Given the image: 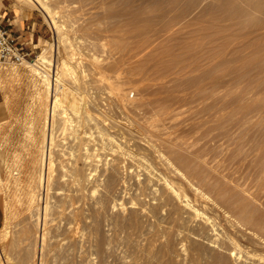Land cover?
<instances>
[{"label": "rangeland", "instance_id": "374dc122", "mask_svg": "<svg viewBox=\"0 0 264 264\" xmlns=\"http://www.w3.org/2000/svg\"><path fill=\"white\" fill-rule=\"evenodd\" d=\"M5 1L36 15L34 41H23L31 46L28 60L48 53L50 60L37 67L52 75L70 66L62 73L65 99L82 109L73 114L68 107L58 117V126L69 125L68 140L61 142L69 148L56 153L54 169L64 172L53 169L57 188L49 195H57L53 203L58 196L69 202L59 204L68 213L55 212L63 215H54L57 223L49 217L60 236L51 229L45 235L50 244L44 243L43 264H211L208 252L217 246L209 239L231 221L238 253L230 264H264V0H45L54 21L32 2ZM26 61L0 60V147L6 154L0 174L5 178L18 167L20 178L0 183V264H40L28 189L47 87ZM66 115L75 116L73 122ZM85 146L99 158L80 162L82 174L69 172L66 162L74 166ZM82 164L91 167L89 177ZM169 181L219 222L216 233L173 197ZM53 203L52 212L59 202ZM69 209L79 225L69 220ZM199 243L204 250L193 256ZM160 252L167 259L173 254V261Z\"/></svg>", "mask_w": 264, "mask_h": 264}, {"label": "bare ground", "instance_id": "6f19581e", "mask_svg": "<svg viewBox=\"0 0 264 264\" xmlns=\"http://www.w3.org/2000/svg\"><path fill=\"white\" fill-rule=\"evenodd\" d=\"M28 2H32V3H34V4H36V5H38V6H40V8H42L44 11H46V13L50 16V15H52V20L55 18V15L53 16V13H52V11L53 10H51L50 8L51 7H49V5L45 2V0H27ZM56 18H58V17H56ZM55 18V19H56ZM54 21V20H53ZM55 22H57V20H55ZM56 24V23H55ZM60 24V23H59ZM57 25H58V22H57ZM59 26V25H58ZM56 28H58L57 26H55ZM55 28V29H56ZM58 30V29H57ZM59 32V31H58ZM59 35V34H58ZM62 35V34H61ZM60 35V36H61ZM45 48V47H44ZM46 50V49H45ZM44 50V51H45ZM48 50V49H47ZM46 50V51H47ZM43 52V51H42ZM48 54V53H47ZM47 54H45V53H43V54H41L40 55V57L37 59H34V60H27L26 62H27V64H29V65H27V66H32V68L35 70V72L40 76V83L41 84H45L46 85V87H47V94H46V103H45V108H44V110H45V112L43 113L44 115V117H43V126H42V134H41V139H40V144H39V151H37L36 153L38 154V155H36V153H35V157L33 158V160H34V162L32 163L33 164V166H34V168H32L33 170H31V173H33V176L30 178V182H29V184H30V189H28L29 190V192H28V195H29V209H30V211L29 212H32V215L34 216V218H35V225H36V238L37 237H39L41 240V246L39 245V243H37L39 246V248H40V250H39V252H41V254H40V264H43V258H44V256H43V250H44V243H46L47 244V242L48 241H46L45 242V235L47 234V235H49V233H47L48 231L49 232H51L49 229H51L52 228V226H51V223H50V221L52 220V221H54V222H56V220L57 219H59V218H56L57 217V215L58 216H60V217H62L64 214L63 213H65L67 210L66 209H68V208H65V210L66 211H64L63 209H60V207H62V205L60 206L59 204H62L61 203V199H62V197H60V196H58V198L57 199H60V201H58V200H56L55 202H59V203H57L58 205L56 206L55 205V202L53 203V201L52 200H54L55 199V197L57 196H55V194L53 195V197H54V199H51L50 198V195H51V193L49 192V189H50V187L51 186H53L52 184V181H51V178L53 177L52 175H53V173H54V175H55V172H53V169H54V166H55V163L56 164H58L57 162L58 161H56L58 158V155L56 156V153H64L65 154V151H62L63 150V148H67L69 145H67V147H61V142L67 137V140H68V135H70V134H68V131H66V130H68L69 128V125L67 126V124H64L63 126H58V125H60L61 123H59L58 121V119L60 118L59 117V115L62 113L63 114V111L64 112H67L68 111V107H69V109L71 110V112L73 113H77L78 111H79V109H80V107H79V105L78 104H74V103H68V101L65 99V83L63 82L64 81V79H63V76H62V73L64 72L65 73V71H67L68 72V69L70 68V66H63V70H62V72H60L59 74H58V72L57 73H54L53 75L52 74H50L49 73V71H46V68L45 67H43V68H45V69H42V70H40V67H37L39 64H40V62L42 63V65H43V63H44V65H45V63L47 62V61H49L50 60V57L47 55ZM65 64V63H64ZM42 65H41V67H42ZM40 66V65H39ZM71 69V68H70ZM58 70V69H57ZM8 71V70H7ZM52 75V76H51ZM3 78V77H2ZM40 83H39V85H40ZM1 85V84H0ZM71 88V87H70ZM40 90H41V88H40ZM53 91V92H52ZM55 91V92H54ZM67 91V90H66ZM39 92V95H40V93H41V91H38ZM83 96V95H82ZM40 97V96H39ZM38 97V98H39ZM43 98V97H42ZM44 101V100H43ZM81 102H82V100H81ZM44 104V103H43ZM82 109H80V111H81ZM39 111V110H38ZM82 112V111H81ZM73 113V114H74ZM72 114V115H73ZM85 115V114H84ZM69 116V115H68ZM79 116V115H78ZM82 116V115H81ZM59 117V118H58ZM75 117V116H74ZM74 117L72 118V116L70 115L69 117H67V115H66V118H68V119H70L71 120V122H73V119H74ZM65 118V119H66ZM78 119H79V117H78ZM69 120V121H70ZM85 120V119H84ZM65 121V120H64ZM69 121H68V123H69ZM67 121H65L64 123H66ZM76 122V121H75ZM77 122H79V121H77ZM85 122V121H84ZM57 123H59V124H57ZM62 124H63V122H62ZM71 124H73V123H71ZM74 125V124H73ZM72 125V126H73ZM60 128V129H59ZM68 128V129H67ZM82 128V127H81ZM60 130V131H59ZM72 130V129H71ZM80 130V129H79ZM85 130V129H84ZM78 131V130H77ZM86 131V130H85ZM31 132V131H30ZM70 132V131H69ZM72 132V131H71ZM84 132V131H83ZM87 132V131H86ZM75 133H77L76 131H75ZM32 135V134H31ZM78 135H79V133H78ZM36 136V135H35ZM34 136V137H35ZM87 136H89V135H87ZM64 138V139H63ZM72 138H73V136H72ZM30 139H31V137H30ZM78 139V138H77ZM77 139H75V140H77ZM80 139V138H79ZM86 139V141H87V143H88V141L91 139V138H85ZM59 140H61V141H59ZM67 140H65V141H67ZM70 140V139H69ZM72 140V139H71ZM70 140V141H71ZM74 140V139H73ZM93 140V139H92ZM94 140H96L95 138H94ZM39 141V140H38ZM79 141V143H80V140H78ZM82 141V140H81ZM67 143H68V141H67ZM71 143H72V141H71ZM64 145H66V143H63ZM69 144H70V142H69ZM96 144V143H95ZM35 145V144H34ZM74 145V144H73ZM78 145V144H77ZM81 145V144H80ZM83 145H85V143L83 144ZM83 145H81V147L83 146ZM61 148H60V147ZM63 146V145H62ZM72 146V145H71ZM77 147V146H76ZM80 147V148H81ZM69 148V147H68ZM84 148V147H83ZM85 148H86V146H85ZM62 149V150H61ZM79 149V148H78ZM77 149V150H78ZM29 150V149H28ZM81 150V149H80ZM5 150H3L1 147H0V172H1V169H2V165L3 164H6V157H5V152H4ZM67 151V150H66ZM79 151V150H78ZM82 151V150H81ZM84 152H83V156H81V158L80 159H78L77 158V155L79 154V152H78V154L76 153V157H73V158H75V159H77V160H75L76 162H72V163H75V165L73 166V164H71L72 166H71V168H69V164H68V162H66L67 164V166L65 165V164H63V165H65L66 167L65 168H68V171L70 172H72V171H74V172H76V174H77V172H78V174L79 173H84V172H79V171H81V169L83 168H81L80 166V162L81 163H95L96 161H97V159L99 158H96V152L95 153H93V152H90L89 151V148L87 147L86 148V150H83ZM20 152V151H19ZM68 152H70V151H67L66 153L67 154H70V153H68ZM81 153V152H80ZM72 154H75V153H72ZM101 155V154H100ZM69 156V155H68ZM71 156V155H70ZM73 156V155H72ZM71 156V157H72ZM79 156V155H78ZM61 157H62V155H61ZM60 157V158H61ZM63 157H65V159H64V161L65 160H71V158L69 157V159L67 158L66 159V156H63ZM63 157L61 158V159H63ZM105 157V156H104ZM57 158V159H56ZM59 158V159H60ZM72 158V159H73ZM102 158V157H101ZM106 158V157H105ZM60 159V160H61ZM59 160V161H60ZM79 160V161H78ZM82 160H84V161H82ZM104 160V159H103ZM102 160V161H103ZM19 161V160H18ZM18 161H16V162H18ZM62 161V163H63V160H61ZM60 161V162H61ZM100 161H98V163H99ZM107 162V161H106ZM35 163V164H34ZM62 163H60V166L62 165ZM105 163V162H104ZM114 164V163H113ZM62 165V166H63ZM83 165V164H82ZM88 165V164H87ZM87 165H83L84 166V168L86 169V171L88 170L87 169ZM91 165V164H90ZM4 166V165H3ZM32 166V167H33ZM86 166V167H85ZM13 167V166H12ZM11 167V168H12ZM72 167H73V170H70V169H72ZM97 167H98V165H97ZM9 168H10V166H9ZM14 168V167H13ZM57 168H58V165H57ZM57 168H55L54 169V171L55 170H58ZM62 168H64V167H62ZM62 168H61V170H62ZM88 168H89V170L91 169V167L90 166H88ZM84 169V170H85ZM102 169V168H101ZM115 169V168H114ZM3 170V169H2ZM10 170V169H9ZM60 169H59V171H61ZM87 171L86 172V176H88L87 174H88V172H90V174L92 173L91 172V170L90 171ZM94 170V168H92V171ZM97 170V169H96ZM95 170V171H96ZM100 170V169H99ZM63 171V170H62ZM82 171H83V169H82ZM94 171V172H95ZM64 172V171H63ZM66 172V171H65ZM69 172H68V175H69ZM74 172H72V173H74ZM109 172V171H108ZM103 173V172H102ZM18 174H19V169H18V167L17 168H14V169H11L10 171H9V174H8V176L7 177H5V178H3L2 176H1V174H0V183L1 182H6L7 184L9 183H11L12 182V180L14 179V180H16V181H18L20 178H19V176H18ZM65 174H67V173H65ZM71 174V173H70ZM76 174H74V175H76ZM94 175H95V173H93ZM93 174H92V176L91 177H93ZM101 174V173H100ZM99 174V175H100ZM32 175V174H31ZM59 175H60V173H59ZM73 174L72 175H69L70 177H72L73 176V178L75 177ZM85 175H81V176H85ZM98 175V174H97ZM110 175V174H109ZM57 176H58V174H57ZM63 176V175H62ZM78 176V175H77ZM76 176V177H77ZM80 176V177H81ZM90 176V175H89ZM88 176V177H89ZM102 176V175H101ZM101 176H97V178L99 177H101ZM54 177H56V176H54ZM54 177H53V179H54ZM60 177H61V175H60ZM59 176H58V178H60ZM69 177V178H70ZM79 177V176H78ZM91 177H90V179H91ZM61 178H63V177H61ZM60 178V179H61ZM72 178V179H73ZM98 178V179H99ZM162 178V177H161ZM64 179H65V177H64ZM71 178H70V180L73 182V180L74 179H76V178H74L73 180H72ZM86 179H88V178H86ZM86 179L84 180L85 182H86ZM89 179V180H90ZM93 179L95 180V177H93ZM93 179H91V180H93ZM98 179H96L97 180V184L99 183V181H98ZM69 180V181H70ZM77 181L79 180V179H76ZM82 180V179H81ZM149 180H150V178H149ZM169 180V179H168ZM53 181H55V179L53 180ZM63 181V180H62ZM67 182L66 183H68L69 181L68 180H66ZM71 181H70V183H71ZM100 181H101V178H100ZM166 181V180H165ZM60 182V181H59ZM82 182H83V180H82ZM95 182V181H94ZM102 182V181H101ZM100 182V183H101ZM170 182H172V181H169V182H167L168 183V187L171 189V191H172V193H173V197L175 196V197H177V198H179L180 200H181V202H184V203H182V204H184L186 207H190V208H192L193 210H194V212H195V214L198 216V215H200L201 216V218H202V220H203V222L205 223L204 225L206 226V228L208 227L209 229H212V231L213 232H211L212 233V235H213V233H216L217 231L216 230H218V224H219V222L218 221H215V220H213V219H211L212 218V216L210 217V216H208V214L207 215H203L202 214V210H200L199 209V207H197V206H195V204L194 203H192V199L190 198V197H188V196H186V193H185V196L184 195H182V193H181V191H179L178 190V188L176 187V186H174V183H170ZM78 183H80V181H78ZM112 183V182H111ZM152 183V182H151ZM56 184V183H55ZM60 184H63V182L62 183H60ZM75 184H77V183H75ZM3 185V184H2ZM64 185V184H63ZM78 185V184H77ZM159 185H161V183L159 184ZM55 186V185H54ZM53 186V187H54ZM72 186V185H71ZM74 186V185H73ZM98 186V185H97ZM147 186H149V185H147ZM181 186V185H180ZM1 184H0V192L2 191L1 190ZM11 187V186H10ZM64 187V186H63ZM62 187V188H63ZM81 187V186H80ZM165 187H166V185H165ZM28 188V187H27ZM57 187L55 186V188L54 189H56ZM60 188V187H59ZM71 188V187H70ZM101 188V187H100ZM163 188V187H162ZM75 189H77V188H75ZM164 189V188H163ZM74 190V189H73ZM8 191V190H7ZM68 191H70V190H68ZM75 191V190H74ZM161 191V190H160ZM170 191V190H169ZM170 191V192H171ZM182 191H183V189H182ZM51 192H53V191H51ZM56 192V191H55ZM82 192V191H81ZM150 192H152L151 190H150ZM162 192V191H161ZM160 192V193H161ZM4 193V192H3ZM2 193V194H3ZM64 193V192H63ZM62 193V194H63ZM67 193V192H66ZM70 193V192H69ZM96 193V192H95ZM163 193H164V191H163ZM162 193V194H163ZM50 194V195H49ZM68 194V193H67ZM67 194H65V195H67ZM74 195H75V193H73ZM98 194V193H97ZM100 194H101V192H100ZM153 194V193H152ZM184 194V193H183ZM172 195V194H171ZM199 195V194H198ZM62 196H64V195H62ZM68 196V195H67ZM70 196V195H69ZM155 196V195H154ZM185 198H184V197ZM12 197V196H11ZM51 197H52V195H51ZM158 197V196H157ZM161 197H162V195H161ZM159 198V197H158ZM176 198V199H177ZM7 199V198H6ZM28 199H27V201H28ZM68 199H69V197H68ZM163 199V198H162ZM70 200H71V198H70ZM75 200H77V199H75ZM93 200H94V198H93ZM160 200V199H159ZM3 201V200H2ZM10 201V200H9ZM9 201H5L6 203V207L9 205L8 203H9ZM51 201H52V203L56 206V207H54V208H56V211L54 210V212H52L51 211V209H52V203H51ZM62 201H64L65 202V199H62ZM69 201V200H68ZM72 201V200H71ZM102 202H103V199L101 200ZM170 201V200H169ZM169 201H167L168 203H169ZM63 202V203H64ZM67 202V201H66ZM65 202V203H66ZM97 202V201H96ZM101 202V203H102ZM67 203H69V202H67ZM99 203V202H98ZM173 203H174V201H173ZM76 204H77V201H76ZM163 204H165V202L163 203ZM169 204H171V203H169ZM175 204V203H174ZM173 204V205H174ZM202 204V203H201ZM70 205H72V204H70ZM70 205H68V207L70 206ZM77 205H79V204H77ZM76 205V206H77ZM97 205V204H96ZM95 205V206H96ZM102 206H103V204H101ZM115 205V204H114ZM167 206H169V205H167ZM11 207V206H10ZM65 207H66V205H65ZM63 208H64V206H63ZM70 208V207H69ZM71 208H73V207H71ZM80 208V207H79ZM78 208V209H79ZM156 208H158V207H156ZM155 208V209H156ZM170 209H171V207H169ZM168 208V209H169ZM58 209H60V210H58ZM99 209H100V207H99ZM154 209V208H153ZM61 210H63L64 212L62 213V212H60ZM70 210V209H69ZM75 209H73V211H74ZM79 210H81V209H79ZM96 210H97V212H98V209L96 208L95 209V212H96ZM5 211H7V210H5ZM28 211V210H27ZM50 211H51V213H55V212H57V211H59L60 213H62L63 215L61 216V215H59L58 213L56 214H50ZM71 212H72V210H70ZM100 212H101V210H99ZM103 211V210H102ZM8 212V211H7ZM7 212H5L6 214H7ZM10 212V211H9ZM169 212H171V211H169ZM174 212H178V210L176 211V209L173 211V212H171L172 214L171 215H173V216H175L173 213ZM193 212V211H192ZM225 212V211H224ZM67 213H68V211H67ZM73 214H72V216H69L68 214H67V216H68V218H69V220H71L70 218H72V222H73V218H74V212H72ZM77 213H79V211L77 212L76 211V214ZM136 213V212H135ZM70 214V213H69ZM80 214H81V212H80ZM80 214H78L79 215V220H81V218H80ZM194 214V213H193ZM194 214V215H195ZM27 215H28V213H27ZM51 215H53V217L51 216ZM54 215H56V217H55V220H53V218H54ZM71 215V214H70ZM180 215V214H179ZM220 215V214H219ZM67 216H65L66 218H67ZM89 216V215H88ZM221 216V215H220ZM8 217H10V216H8V215H6V220L5 221H7V219H8ZM49 217H52V219L51 218H49ZM64 217V218H65ZM82 217V216H81ZM133 217V216H132ZM5 218V217H4ZM13 218V217H12ZM27 218V217H26ZM31 218H33V217H31ZM68 218H67V220H68ZM76 218V217H75ZM174 218V217H173ZM172 218V219H173ZM49 219H51L50 221H49ZM78 219V218H77ZM132 219V218H131ZM134 219V218H133ZM171 219V218H170ZM215 219V218H214ZM9 220H10V218H9ZM8 220V221H9ZM26 220H28V219H26ZM62 220H63V218H62ZM84 220V219H83ZM216 220H217V218H216ZM7 221V222H8ZM51 221V222H52ZM60 221V220H59ZM75 221V220H74ZM77 221V220H76ZM76 221L74 222L75 224H76ZM174 221V220H173ZM195 221V220H194ZM7 222L5 223V226L4 227H7L8 225H7ZM30 222V221H29ZM28 222V223H29ZM60 222H62V221H60ZM64 222H65V219H64ZM63 222V223H64ZM218 222V223H217ZM221 222V221H220ZM232 222V221H231ZM231 222L228 224V225H230V226H232L233 227V224L231 225ZM10 223V222H9ZM57 223V222H56ZM59 223V222H58ZM62 223V224H63ZM66 223V222H65ZM133 223V222H132ZM154 223V222H153ZM171 223V222H170ZM207 223V224H206ZM228 223V222H227ZM50 224V225H49ZM68 226H70V221L68 222ZM77 224H78V221H77ZM7 225V226H6ZM27 225V224H26ZM31 225V224H30ZM29 225V226H30ZM55 224H53V226H54ZM61 225V224H60ZM67 225V224H66ZM72 226H71V228L73 227V226H75L74 227V230H75V228L77 227L78 228V226H76V225H73V224H71ZM79 225V224H78ZM217 225V226H216ZM51 226V227H50ZM55 226H58V224H56ZM101 226V225H100ZM99 226V227H100ZM230 226H229V228H225V231L222 233V230H221V235H219L218 236V232L216 233L217 234V236L216 235H213L212 236V238H210L209 240L211 241V244L213 245V246H217V248H212V250L210 251V252H208L209 254L211 253L212 254V261H211V264H230V256H235L238 252H236V245L234 246V243H235V241H234V236L235 235H232L233 233L230 231ZM60 227V226H59ZM64 227V226H63ZM62 227V228H63ZM82 227H84V225H82ZM176 227V226H175ZM223 227V226H222ZM30 228V227H29ZM53 228H55V227H53ZM61 228V227H60ZM64 228H66L65 230H68L67 229V227L65 226ZM63 228V229H64ZM76 228V230H78ZM81 228V227H80ZM207 228V229H208ZM6 229V228H5ZM98 229V228H97ZM168 229V228H167ZM203 229V228H202ZM208 229V230H209ZM223 229V228H222ZM236 229V228H235ZM4 230V229H3ZM51 230H53V232L54 233H56V234H58L57 232H55L54 231V229H51ZM56 230H57V228H56ZM64 230V231H65ZM72 231H74L73 230V228L71 229ZM75 230V231H76ZM5 231V230H4ZM9 231V230H8ZM31 231V230H30ZM59 231V230H58ZM70 231V230H69ZM100 231V230H99ZM166 231V230H165ZM168 231H169V229H168ZM193 231H194V229H193ZM211 231V230H210ZM216 231V232H215ZM2 232V230L0 231V233ZM26 232H27V230H26ZM77 232V231H76ZM76 232H73V234L74 233H76ZM83 232V231H82ZM202 232V231H201ZM246 232V231H245ZM7 233V232H6ZM59 233H62V232H59ZM64 233V232H63ZM71 233V232H70ZM169 233V232H168ZM197 233V232H196ZM198 233H200V232H198ZM203 233V232H202ZM201 233V234H202ZM210 233V232H209ZM210 233V234H211ZM81 234V233H80ZM79 234V235H80ZM163 234V233H162ZM1 235H2V233H1ZM1 235H0V237H1ZM53 235V234H52ZM51 235V236H52ZM76 235V234H75ZM83 235V234H82ZM98 235H99V233H98ZM203 235V234H202ZM58 236H60L59 234H58ZM73 236V235H72ZM85 236V235H84ZM199 236H200V234H199ZM210 236V235H209ZM34 237V236H33ZM54 237H56V236H54ZM71 237V236H70ZM75 237V236H74ZM99 237V236H98ZM192 237H193V235H192ZM211 237V236H210ZM2 238V237H1ZM47 238V237H46ZM53 238V237H52ZM51 238V239H52ZM58 238V237H57ZM60 238V237H59ZM66 238V237H65ZM68 238H69V236H68ZM79 238V237H78ZM82 238L83 237H81V240H82ZM167 238V237H166ZM172 238V237H171ZM203 238H204V236H203ZM250 238V237H249ZM38 239V238H37ZM51 239H48L49 241L51 240ZM54 240H55V238H53ZM71 239V238H70ZM69 239V240H70ZM193 239H194V237H193ZM2 240V239H1ZM60 240V239H59ZM59 240H57V242L59 241ZM72 240V239H71ZM85 240V239H84ZM102 240V239H101ZM195 240V239H194ZM198 240H201V239H198ZM203 240H205V239H203ZM53 241V240H52ZM51 241V242H52ZM65 241V240H64ZM64 241H62V242H64ZM79 241H80V239H79ZM239 241V240H238ZM241 241V240H240ZM67 242V240L65 241V243ZM76 242H77V240H76ZM165 242V241H164ZM171 242V241H170ZM49 243V242H48ZM69 242H67V244H68ZM73 243V242H72ZM80 243V242H79ZM172 243V242H171ZM240 243V242H239ZM50 244V243H49ZM64 244V243H63ZM63 244H62V246H63ZM194 244V243H193ZM198 244V243H197ZM197 244H195V246L197 245ZM204 244H206V243H204ZM237 244V243H236ZM66 245V244H65ZM72 245V244H71ZM71 245H70V247H71ZM168 245V244H167ZM199 245H200V243H199ZM203 245V244H202ZM202 245H200L201 247H202ZM61 246V245H60ZM61 246V247H62ZM67 246V245H66ZM80 246H83V245H81V243H80ZM191 246H193L192 244H191ZM204 246V245H203ZM241 246V245H240ZM247 246V245H246ZM3 247V246H2ZM34 247V246H33ZM46 247V246H45ZM49 247V246H48ZM52 247V246H51ZM55 247V246H54ZM53 247V249L52 250H55V248ZM57 247V246H56ZM59 247V246H58ZM60 247V248H61ZM68 248H69V246H67ZM73 247V246H72ZM71 247V248H72ZM77 247V246H76ZM79 247V246H78ZM167 247H169V245L167 246ZM197 247V246H196ZM63 248V247H62ZM81 248V247H80ZM164 248V250H166L167 252H166V254L168 253V251L169 250H167L166 249V247H163ZM194 248L195 247H193V249H192V255H193V251H195L194 250ZM205 248H207V246H205ZM209 248H211V246L209 247ZM3 248H1V246H0V253H3V250H2ZM5 249V248H4ZM35 249V248H34ZM59 249V248H58ZM73 249V248H72ZM101 249V248H100ZM168 249H170V247L168 248ZM185 249V248H184ZM196 250H197V252L193 255V256H195V255H197V253H198V251H201L202 252V249L204 250V247H202V248H200V247H198V249L197 248H195ZM199 249H201V250H199ZM237 249H238V247H237ZM51 250V251H52ZM57 250V249H56ZM61 250H63V249H61ZM60 250V251H61ZM69 251H70V249H68ZM83 250V249H82ZM163 250V249H162ZM171 250H172V248H171ZM225 250H227V252H228V254H226L227 252H225ZM239 250V249H238ZM50 251V250H49ZM58 252H59V250H57ZM65 251V250H64ZM64 251H62V252H64ZM191 251V250H190ZM241 251V250H240ZM45 252H46V250H45ZM61 252V253H62ZM67 252V251H66ZM164 251H162V253H163ZM200 252V253H201ZM35 253V252H34ZM47 253V256H48V252H46ZM60 253V254H61ZM161 253V252H160ZM162 253H161V257L162 258H164V255L162 256ZM241 253V252H240ZM250 253V252H249ZM36 254V253H35ZM59 254V255H60ZM243 254V253H242ZM2 255V254H1ZM64 255V254H63ZM199 255V254H198ZM240 255V254H239ZM50 256H51V254H50ZM54 256H55V254H54ZM192 256V258L195 260V258L197 257H193ZM168 257H169V255H168ZM170 257H171V255H170ZM172 257H174L173 256V254H172ZM172 257L171 258H168L167 259V257L165 256V260L167 261V260H169L170 259V261H173V259H172ZM199 257V256H198ZM210 257H211V255H210ZM160 258V257H159ZM191 258V259H192ZM51 259V258H50ZM199 259V258H198ZM197 259V260H198ZM234 260H237V258L236 259H234ZM45 261V260H44ZM91 261V260H90ZM162 261H164V260H162ZM169 261V262H170ZM175 261V260H174ZM54 262V261H53ZM68 262V261H67ZM165 262V261H164ZM168 262V263H169ZM198 262V261H197ZM205 262V261H204ZM37 263V262H36ZM55 263V262H54ZM90 263V262H89ZM166 263V262H165ZM2 264V263H1ZM99 264V263H98ZM160 264V263H159ZM172 264H173V262H172ZM201 264V263H200ZM207 264V263H206ZM210 264V263H209Z\"/></svg>", "mask_w": 264, "mask_h": 264}, {"label": "crops", "instance_id": "0c3cea01", "mask_svg": "<svg viewBox=\"0 0 264 264\" xmlns=\"http://www.w3.org/2000/svg\"><path fill=\"white\" fill-rule=\"evenodd\" d=\"M0 19L11 27L20 40L27 43L34 41V29L37 28L38 20L32 12H24L18 7H14L11 1L0 0ZM27 48H31L30 45Z\"/></svg>", "mask_w": 264, "mask_h": 264}, {"label": "built area", "instance_id": "2783aa9c", "mask_svg": "<svg viewBox=\"0 0 264 264\" xmlns=\"http://www.w3.org/2000/svg\"><path fill=\"white\" fill-rule=\"evenodd\" d=\"M30 54L25 42L0 19V60L21 64Z\"/></svg>", "mask_w": 264, "mask_h": 264}]
</instances>
